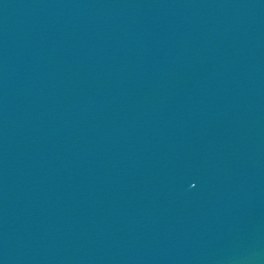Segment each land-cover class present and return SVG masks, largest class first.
Listing matches in <instances>:
<instances>
[{"label":"water","instance_id":"1","mask_svg":"<svg viewBox=\"0 0 264 264\" xmlns=\"http://www.w3.org/2000/svg\"><path fill=\"white\" fill-rule=\"evenodd\" d=\"M0 264H264V0H0Z\"/></svg>","mask_w":264,"mask_h":264}]
</instances>
